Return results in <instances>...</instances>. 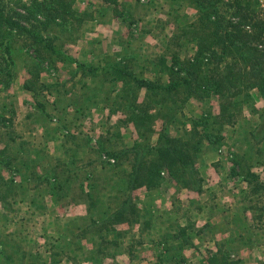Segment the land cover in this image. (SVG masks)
<instances>
[{
    "label": "trees",
    "instance_id": "1",
    "mask_svg": "<svg viewBox=\"0 0 264 264\" xmlns=\"http://www.w3.org/2000/svg\"><path fill=\"white\" fill-rule=\"evenodd\" d=\"M175 1L179 6L193 8L196 15L193 21L185 20L186 25L168 39L167 51L158 61L153 60V67L159 66L160 69L148 70L153 74L159 73L162 77L167 74V81L151 79L146 76L147 69L143 68V73H138L129 63L114 59L103 66V70L106 66L108 69L101 73L105 78L104 81L101 80V86L92 90L94 99V95L90 96L85 91V104H80L78 100L69 102L75 106L74 113L72 119L66 118L63 121L62 126L82 125L88 114L98 107L93 106L98 102L100 95L97 94L106 87L103 98L109 102L107 107L111 113L125 114V119L118 120V126L121 128L133 125L138 134L131 144L120 149L112 146L114 139L121 137L120 134L116 137L108 136L100 142L104 145L103 148L111 145L107 153L109 158L115 160L112 163L99 159L101 168L109 167L112 172L107 184L101 185L96 175L90 178L88 174L82 175L80 171L72 170L58 157L51 174H45L44 178L38 175L36 160L30 161L29 166L26 165L29 167L27 173H23V168H19L13 158L1 156L7 150L6 147L0 150V168L10 171L12 167L15 175L21 176V182L14 185V178L2 181L5 178L0 175V198L27 202L31 208L32 204L40 201L45 203L47 196L63 207L85 203L88 215L81 218L88 219L90 223L77 236L83 240L88 232H92L89 240L94 246L96 244L95 250L102 254L103 260L111 255L106 251L105 245H121V242L110 235L121 236L127 232V229L121 231L118 226L139 224L138 241L130 245V255L136 245L147 242L156 244L157 264H196L184 255L186 249L202 251V264H242V260L235 258L233 252L238 251L234 248L238 242H242L244 247L250 246L245 230L222 240L216 239L214 248L207 247L203 251L195 240L201 241V235H204L203 241L211 236L210 231L215 227L213 218L209 215L206 222L197 227L188 217L186 223L181 224L179 221L165 227L158 241H152L151 235L156 228L155 207L142 206V201L136 200L134 196L141 188H145L146 196H149L162 188L165 181H172L179 187L191 189L198 194L207 193L209 189L206 187L205 176L197 164L205 154L222 147L224 132L228 128L243 126L244 145L239 153L232 154L229 174L240 183H246L242 187V202L246 203L243 212H250L254 225L260 226V232L264 230V178L254 170L256 167H264V107L258 108L256 105L257 99L264 100V9L256 0ZM23 9V17L29 25L7 14L4 5L0 3V84L6 86H9L14 77L12 71L6 72L1 67L4 62L7 66L12 64L7 31L14 30L23 35L25 40L31 41L38 65L35 64L34 71L30 72L39 77V64L47 60L44 49H52L53 46L30 25L31 19L43 17L47 24L54 20L68 21L77 13L72 0H38L30 5H23ZM190 48H195L191 56L179 53V50ZM167 55L171 56L170 63L166 59ZM77 65L83 75L90 72L94 79L100 76L97 66L81 62ZM106 81L110 82L112 89L106 85ZM33 84V79H27L24 87L35 90ZM54 86L58 87L55 83H50L46 89L51 90ZM69 91L65 90L66 93ZM193 98L206 104L200 115L186 112V106ZM212 98L219 101V113L213 111ZM246 111L258 116L256 124H249L244 114ZM157 121L160 122V128L155 131ZM71 144L75 145L76 142ZM72 156L74 159L76 155ZM93 165L96 164H91L90 168ZM58 168H62L61 172ZM42 169L47 170L44 166ZM92 170L90 169V174ZM37 180L47 183L48 195H43L40 190L31 197L16 199L27 184ZM111 180L113 185L109 186ZM15 190L17 192L12 193ZM44 206L40 205V208L45 209ZM239 217L236 212L224 217L223 221L227 225L225 234L231 232L229 228L239 222ZM207 230L210 231L206 232ZM60 241L61 237L58 238V242ZM56 247L60 248V256L67 251L65 243L53 246ZM260 264H264V259Z\"/></svg>",
    "mask_w": 264,
    "mask_h": 264
},
{
    "label": "rangeland",
    "instance_id": "2",
    "mask_svg": "<svg viewBox=\"0 0 264 264\" xmlns=\"http://www.w3.org/2000/svg\"><path fill=\"white\" fill-rule=\"evenodd\" d=\"M34 1L38 0H0V3L4 5L7 14L20 19L25 25H29L23 17L25 16L23 5H30ZM72 1L77 13L68 21L54 20L46 24L43 17L31 19L30 25L50 42V46H53L52 49H44L47 60L39 64V77L30 72L34 71V65L37 63L31 41L25 40L23 35L14 30L7 31L6 39L11 47L9 55L12 64L7 66L5 62H1V67L5 71H12L14 77L9 86L0 84V150L7 146V150L5 149L1 156L8 159L13 158V162L19 168H23V173H27L26 170L29 169L26 165L29 166L30 161L36 160L38 163L37 172L41 178H44L45 174H51L57 157L64 158L66 161L73 162L70 167L80 171L82 175L88 174L90 178L96 175L101 185H106L112 172L109 167L102 169L99 159L107 160L104 155L109 157L107 151L111 145L109 148H103L104 145L100 143L103 141V137H116L120 134L121 137L114 139L115 143L112 145L115 149H120L126 144H131L138 134L133 125L120 128L117 120L121 114L119 112L112 114L107 109L108 107L103 106L95 107L82 125L62 126L63 121L72 119L75 108L69 104L72 101L71 91L66 93L65 87H62L65 83L66 87L71 86L75 79L72 55H76V51L72 49L71 44L76 38L81 35L86 36L87 32L93 29V26L86 25L78 28L73 25L74 22L79 23L77 19L81 15L79 7L75 3L80 7L85 4L90 5L91 12H94L93 6L97 5L96 0ZM110 1L119 6L125 0ZM128 2L135 5L134 14L136 17L130 23L131 26L125 28L129 36L125 39L132 41L130 51L140 53L143 68L147 69L146 76L151 79L167 81V74L162 77L159 73L153 74L148 70L160 69L159 66L154 68L152 62L158 61L159 57L167 51L166 44L169 33L179 31L182 26L186 25L185 20L193 21L196 10L179 6L175 0H128ZM127 4L129 5V3ZM166 8L172 9V12L167 11ZM133 24H137V32L133 30ZM92 47L98 52L102 48L98 43L96 46L91 45ZM194 51L195 48H190L179 50V53L182 55L188 53V56H191ZM166 59L168 63L171 62L170 55H167ZM158 65L160 64L158 63ZM27 79H33L35 90H28L24 87ZM101 80L102 77L99 76L93 80V84L99 85ZM50 83H55L58 87L54 86L51 90L46 89ZM104 92L103 87L99 93L104 95ZM211 103L214 113H219L218 99L212 98ZM256 104L258 108H262L264 100L257 99ZM204 107L206 104L193 98L187 104L186 112L200 115ZM244 114L248 118L249 124L258 122V116H253L248 111ZM242 127L228 128L224 132L225 140L222 147L217 151L205 154L197 164L205 176L206 187L209 189L207 193L198 194L191 189L181 188L172 181H165V187L153 192L154 195L150 194L145 197L147 191L145 188L135 192L136 200L140 201L144 197L142 206L155 207L154 225L156 228L151 235L152 241H158L157 239L160 238L164 228L171 224L174 225L179 221L181 224L186 223L190 217L197 227H201L210 215L213 218V227H215L212 228V231L207 230L206 232L210 231L211 236H207L205 241L202 240L204 235H201V241L195 240L201 250L204 251L207 247L214 248L216 239L222 240L224 237L237 235L240 231L245 230V236L250 239V246L244 247L242 242H238L234 246L238 251L233 252V255L235 258L241 259L242 264H260L264 259V230L260 232V226L254 225L250 212H247V215L243 212L246 203L242 202L244 195L242 187L246 186V183H240L237 181L238 179H234L229 174L232 154L239 153L244 145ZM159 128L160 122L157 121L155 131H158ZM29 131L35 132L34 136L31 135L34 137V141L29 138V135H26ZM156 135L154 139L157 137ZM76 136H80V138L77 139ZM72 137H76V139H71ZM74 142H76V147H83L85 151L88 150V153L79 154L77 159H73L60 152L66 145L73 147L71 143ZM33 145H37L38 154L32 150ZM18 150L23 154L15 153ZM91 164L96 165L90 168ZM42 166L47 170L44 171ZM90 169H93L91 174ZM61 170L62 168H58V171L61 172ZM254 170L264 178V167H256ZM0 175L5 178L2 181L14 178V185L21 182V176L15 175V169L12 167L10 171L0 168ZM112 185L113 181L111 180L109 186ZM46 187L47 183L40 180L30 182L24 187V191L19 192L16 199L31 197L40 190L43 195H48ZM16 192L15 190L12 193ZM11 200V198L7 200L0 198V264H96L101 261L103 264H157L156 244L143 242L134 247L132 255L128 253L130 245L138 241L136 224L118 226L121 231L127 229V232L121 236L119 234L110 235V237L116 238L119 243L121 242V245L120 247L112 243L105 245L106 251L111 255L103 260L102 254L95 250L96 244L94 246L93 242L89 240L92 232H88L83 240L77 236L81 229L86 228L90 223L88 219L74 218L79 211L84 210V207L74 204L63 207L56 204V201H53L50 196H47L45 203L40 201V203L32 204V208L27 202ZM40 205H43L45 209L40 208ZM201 208L202 210H200ZM44 210L46 213L43 214ZM233 212L240 215V220L239 222L237 220L238 223L229 228L230 233L225 234L227 225L223 219ZM60 237L61 241L58 242ZM111 239L109 238V240ZM64 243L67 251L60 256L58 252L60 248H53V246L64 245ZM184 255L194 263L202 264V251L186 249Z\"/></svg>",
    "mask_w": 264,
    "mask_h": 264
},
{
    "label": "crops",
    "instance_id": "3",
    "mask_svg": "<svg viewBox=\"0 0 264 264\" xmlns=\"http://www.w3.org/2000/svg\"><path fill=\"white\" fill-rule=\"evenodd\" d=\"M96 1H97L96 2L97 5H94L92 8L94 12L90 11V5L85 4V6L80 7V5H77V3H75L76 6L79 7V12L81 13V15H79L77 19L79 23L74 22L75 24L73 25H75L78 28L81 26L85 27L86 25H88V26H93V29L87 32L86 36L81 35L78 38H76L74 42H72L71 44L72 49L76 51V55L75 54L72 55V57H74L72 64L75 66L74 68L75 71L73 72L75 76L74 78L77 81L74 79L73 83L70 82L71 86L66 87V83H65L64 85H62V87L64 86L65 90L69 89L71 91L73 103L74 101L78 100L80 104H85V100H83L84 98L83 94L85 91H87V94L89 93L90 96L94 95L93 97L94 99L95 94L92 93V90L98 86V85L93 84L94 78L90 76L91 75L89 74L90 72H88V74H85L87 76L82 74V70L77 65L78 62L85 63L88 66H97L99 68L98 72L100 76L103 78L102 79L103 81L105 78L101 73L103 71L106 72V70L108 69V67L106 66L105 67L106 69L103 70V66H105L106 62L114 60V59L117 61L120 60L124 63H129L130 64L129 66L131 68H134L135 71L138 73H143V70H144L143 63L141 62L142 59H141L140 53H137L136 51H130V49H132V47H130L132 44V41L130 39H125V38H129L128 34L126 33L125 28H129L131 26L130 23L132 22V20L136 18L134 14L135 5H132L131 2H128V0L122 1V3L119 4V6L110 0H102V1L96 0ZM127 3H129V5ZM168 6H169V3H168ZM187 8L194 10L193 8L189 6H187ZM166 10L171 11L172 9L169 10V8L168 9L166 8ZM159 13L161 14L160 11ZM173 34H174L173 32L169 33L168 39L172 37ZM97 43L102 46L99 52L94 50V47L91 48V45L96 46ZM104 43H105V46H104ZM105 83L109 88L111 89L113 88L112 85H110L109 81L108 82L106 81ZM99 86H101V82ZM104 89H106V87H104ZM97 95L98 96L100 95L97 98L98 102L93 106L107 107L109 105L108 104L109 102L105 101V99L103 98V95L101 94H97ZM107 109L110 110L109 107ZM119 114H121V117L119 119H125V114H122L121 112H119ZM118 120H117V123H118ZM83 124H84V121H83ZM129 126L130 124H128V127ZM121 127H124V126H121ZM26 135H29V138H31L34 141V137H32L31 135L34 136L35 132L29 131L26 133ZM76 137L77 139L80 138V136H76ZM47 146H49V144H47ZM72 146L73 147H69L68 145H66L64 148L60 150V152L63 154L69 155L70 158H73L72 155H76L74 159H77L79 154L88 153V150L85 151L83 147H76L75 145H72ZM32 150L36 152L37 154L39 153L37 145H33ZM15 153L23 154L19 150L17 152L15 151ZM61 161L68 162L69 164L68 163L66 164H68L69 167H70V164L73 163L71 161H66V159L64 158H61ZM70 168L74 171L76 170L75 168H72V167ZM164 187H165V184H164ZM146 195H147V191H146ZM146 195L145 197H147ZM143 198L144 197H142L140 201H143L142 200ZM74 205H80L78 207H84V210L79 211L78 214L74 216V218L86 217L88 215V208L86 210L87 205L85 203L74 204ZM136 225H137L135 229L136 237H138L139 224H136ZM137 246L138 245H136L135 247Z\"/></svg>",
    "mask_w": 264,
    "mask_h": 264
},
{
    "label": "built area",
    "instance_id": "4",
    "mask_svg": "<svg viewBox=\"0 0 264 264\" xmlns=\"http://www.w3.org/2000/svg\"><path fill=\"white\" fill-rule=\"evenodd\" d=\"M257 2H258V4H259V6L262 8V9H264V0H256ZM133 30L135 31V32H137V30H138V28H137V24H133ZM104 158H106L107 160H109L110 162H115V160L113 159V158H109V157H107L106 155H104Z\"/></svg>",
    "mask_w": 264,
    "mask_h": 264
}]
</instances>
